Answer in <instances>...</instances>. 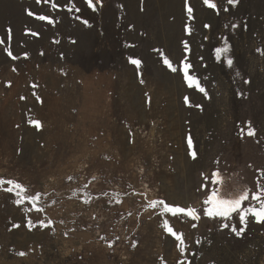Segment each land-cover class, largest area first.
Wrapping results in <instances>:
<instances>
[{"label": "rangeland", "instance_id": "rangeland-1", "mask_svg": "<svg viewBox=\"0 0 264 264\" xmlns=\"http://www.w3.org/2000/svg\"><path fill=\"white\" fill-rule=\"evenodd\" d=\"M212 2L0 0V179L41 193L0 185V264H264V222L204 215L264 189V0Z\"/></svg>", "mask_w": 264, "mask_h": 264}, {"label": "snow or ice", "instance_id": "snow-or-ice-1", "mask_svg": "<svg viewBox=\"0 0 264 264\" xmlns=\"http://www.w3.org/2000/svg\"><path fill=\"white\" fill-rule=\"evenodd\" d=\"M40 0H37V3H39ZM89 7H92L95 9V4L93 3V0H87ZM237 0H228L229 4H235ZM204 4L207 5L209 8L215 9L217 5L212 2V0H204ZM57 6V5H54ZM186 10L188 14L191 16L193 9L190 6L186 5ZM71 11V9H69ZM79 11V9H77ZM29 15H34V13L29 12ZM38 19L40 20H47L49 23H54L52 19L49 16H39ZM85 24H87V21H84ZM204 27H209V25H204ZM233 27H236V25H233ZM186 31H191L187 26L185 27ZM8 32L11 33V29H8ZM34 35H38V33H33ZM0 43H3L2 40H0ZM187 47V45H185ZM259 51V49H258ZM229 52V46L225 45L222 48H216L215 49V55L217 59H220L222 55H225ZM43 54V53H41ZM8 55L12 56L11 51H8ZM25 57H27V53L24 54ZM13 59H16V57L12 56ZM129 62L132 65H135L137 68L142 64V61L138 58H132L129 57ZM227 64L231 66L233 64L232 59H227ZM164 63L173 71L175 72L177 69L172 66V63L170 60L165 59ZM192 65L188 63H184L182 67V72H183V78L187 82L189 87H195L197 88L200 92H205V88L201 86L199 79L195 77L194 75L189 74V70L191 69ZM10 86V83H9ZM21 99H24V97H21ZM185 102H188V98L185 97ZM197 107H200V105H197ZM37 127H40V122L39 121H32ZM248 135H255V130L252 128H249ZM188 144L189 146L192 145V140L191 137L188 138ZM192 156L195 157V152H192ZM219 173H213V182H216V179L218 178ZM7 183L8 185L14 186L15 189H17V196L23 197V199H27L30 202H36L39 201L41 193H36L33 196H28L26 195V188L20 184L17 183L14 180H7L4 181L3 179H0V185ZM259 188V185H257ZM7 191L11 192L13 191V187H9ZM249 199V190L245 187L244 190L238 194L235 195V198H225L220 194L219 188L214 189L211 194L208 195V197L204 200V204L207 205V207L204 210V215L208 217H220V218H230L233 213H239V223L241 225L246 224L248 215L251 214L257 222H264V189H260L257 192H253L251 194V199L256 200L258 202V207L256 206H250L247 208H242V203L244 201H247ZM22 202L21 199H18L16 201L17 204H20ZM157 204L163 206V212L171 213L173 216H177L178 214H186L189 217H192L193 219H199V216L197 215L196 209L194 207H181L179 205H172L168 204L163 200H153L151 201V204L149 205L150 207H155ZM37 211H43L42 208H36ZM42 225H44L43 221H40ZM49 224L52 222L49 221ZM46 226V225H45ZM195 226V225H193ZM14 227H19V225H14ZM164 227L169 233H172L176 239L180 242L179 247L180 251L183 252V244H184V238L182 234H176L173 231V228L168 225V222L165 221ZM222 227L227 228V224H223ZM236 231L237 235H240L241 232L243 231V228H240L237 230L236 228L233 229ZM20 255H24V253H20Z\"/></svg>", "mask_w": 264, "mask_h": 264}]
</instances>
